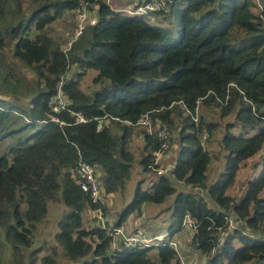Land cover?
<instances>
[{
    "label": "trees",
    "instance_id": "16d2710c",
    "mask_svg": "<svg viewBox=\"0 0 264 264\" xmlns=\"http://www.w3.org/2000/svg\"><path fill=\"white\" fill-rule=\"evenodd\" d=\"M151 1L130 0L127 9ZM80 2L96 23L64 50L50 25L76 15ZM127 9L111 0H0V264H57L56 246L32 248L56 201L65 211L53 238L76 264H180L171 241L186 216L196 225L188 246L205 264H264V0H163L143 14ZM90 71L95 87L87 93L80 82ZM61 80L67 105L54 114L47 101ZM227 89L222 105L217 97ZM198 100L195 123L187 110ZM218 107L221 118H234L221 132L223 170L208 184L212 155L204 141L220 124L206 113ZM146 112L154 130L159 123L177 140L170 176L155 175L146 187L139 180L111 224L87 228L86 211L106 214L107 205L92 202L72 178L79 159L97 166L107 196L124 194L135 162L154 174L158 140L135 124ZM74 113L89 120L76 123ZM100 119L106 123L96 131ZM144 204L167 205L160 213L169 212L171 223L160 244L112 248V232Z\"/></svg>",
    "mask_w": 264,
    "mask_h": 264
},
{
    "label": "rangeland",
    "instance_id": "374dc122",
    "mask_svg": "<svg viewBox=\"0 0 264 264\" xmlns=\"http://www.w3.org/2000/svg\"><path fill=\"white\" fill-rule=\"evenodd\" d=\"M111 4L114 7H122V8H128L132 5V2L130 0H111ZM93 15V13H91ZM75 13L72 12H66L61 18L55 20L51 23V34L56 38L58 41L62 42L63 44H67V42L71 39L74 30H75ZM5 56V64H9V68L11 70H14L15 66L11 60L7 59L8 53ZM19 65V64H17ZM17 69L19 66H16ZM19 69L22 71V73L26 77H30L31 72H28L27 69L24 67H19ZM95 76V73L88 72L82 81L80 82V87L83 91L90 93L92 89L95 87L92 78ZM49 100V99H48ZM48 105V101H47ZM205 106L201 107V110H204ZM218 109H207L206 116L210 119H214L215 121H218L220 124V128L217 130L215 136L212 138V140L204 141L206 147L209 149L212 159L208 166V172H207V183H211L213 179H216L219 174L222 172L224 167V155L225 151L222 148L220 138H221V132L224 131V126L227 122L233 120V114L225 116L224 118H221L219 110ZM200 110V111H201ZM51 111V110H50ZM51 116V115H50ZM56 117V116H53ZM25 131V130H24ZM232 131L235 134H239L241 132V128L239 126H235ZM27 132L24 133L26 135ZM135 142H141L140 138L134 139ZM171 145L169 147V153L167 157L165 158V162L167 165L172 166L175 162L177 150H178V144L177 140L174 137L171 140ZM166 172V171H165ZM170 171H167L166 174L170 176ZM132 176L131 178L126 182L125 185V191L124 194L116 195L115 197L107 196L106 194L102 197V203H105L107 205V213L101 215L98 214V211H92L87 210L84 216V226L89 228L91 225H100V224H111L113 222V217L118 213V211H121V209L127 204V202L131 199L133 196L134 189L136 187V184L139 180L143 179V187H146L149 185V183L152 181L153 178H155V175L152 173L144 172L142 167L135 162L132 167ZM174 182V181H173ZM175 183V182H174ZM176 184V183H175ZM177 185V184H176ZM200 193L204 194V190H199ZM167 205L161 204V205H147L144 204L140 212H135L134 214H131L128 218L132 222V230L127 233L122 232L121 235H118L116 237V241L119 242L121 239H124V237H127L133 230L140 229L144 234V237L146 239H149L146 244L149 246L146 247H152L154 245L160 244L159 242L165 237L167 234V228L171 223V219L168 217V213H160V211ZM65 206L61 201L56 202H49L48 204V212L46 217L44 218L43 222H41L37 230L35 232L34 238H33V246L32 248H41V247H50V246H56L57 251L56 254L53 255V259L56 261L57 264H76L75 262H70L66 260L62 255V250L59 247V245L56 244L54 241V234L57 232V223L62 217V213L65 211ZM116 212V213H115ZM115 213V214H114ZM160 213V214H159ZM101 217V218H100ZM127 218V220H128ZM115 219V217H114ZM126 220V221H127ZM126 222L123 223L125 225ZM126 226V225H125ZM189 224L187 223L186 226L183 225V227L180 229V231L175 235V237L172 239V244L176 245V250L178 252V256L180 260L183 262V264H205V257L199 254L196 250H193L188 246L189 241ZM157 238V239H156ZM174 248V246L172 245ZM47 251H45L43 248L40 251L39 255L43 256L46 255ZM10 252L5 251V258L6 260L9 259ZM179 260V263L182 264Z\"/></svg>",
    "mask_w": 264,
    "mask_h": 264
},
{
    "label": "built area",
    "instance_id": "2783aa9c",
    "mask_svg": "<svg viewBox=\"0 0 264 264\" xmlns=\"http://www.w3.org/2000/svg\"><path fill=\"white\" fill-rule=\"evenodd\" d=\"M105 1L108 2V0ZM162 5H163V0H158V1L154 0L146 3L145 5L138 7L135 11H129L128 9L125 11L131 13L143 14L146 13L148 10L160 9ZM75 22L76 24H75L74 33L71 39L67 42L64 50H67L71 47L72 43L76 41L79 36L82 35L83 31L86 29L87 26L94 25L96 23V17L94 14L91 15L89 9L87 8L86 3L80 2V7L76 11ZM62 85H63V81L61 80L58 82L55 94L52 97H50L48 100V106L51 112L54 114L60 112L61 110L66 109L67 98L63 91ZM230 86H235V85L234 83H230ZM229 96H230L229 89H227L224 99L217 97V101L222 103V105H225ZM199 102L200 100L196 102V106L193 111L187 110L191 116V119L195 123L198 121ZM74 114L76 117L75 118L76 123H85L89 120L84 118V116L81 113H74ZM53 116L55 115L50 116L51 121L59 122L60 124H65L64 121H60L57 117H53ZM262 119L264 124V117ZM105 123L106 120L100 119L96 125V131L101 130ZM135 124L144 125L147 128V132L149 134H154L158 140V144H159L158 149H156L153 152V156H152V164H151L152 172L157 175H161V174H166L167 171H171L173 165L169 166L165 162V158L169 153L171 132L166 127L161 126L159 123L157 124L156 129L154 130L148 112L143 113ZM204 137H206V134L204 135ZM71 176L76 182V184H78L80 189L83 192L89 194V197L91 198L92 202H98V201L101 202L103 200L102 197L104 195V190H103L102 180L100 178L101 174L96 165L90 164L80 158L77 167L73 171ZM98 214L101 215L100 211H98ZM228 222L229 225L233 224V221L231 219L228 220ZM187 223L189 224V232L193 233V231L196 229V225L190 218L186 216L184 217V220L182 222V227L183 225L186 226ZM100 225L104 227L105 224H100ZM143 234L144 233L140 229H135L127 237H124V239H121V241L117 242L116 237L118 235H121V237L123 236L121 229L118 227L112 232L113 235L112 248L118 249L120 244H122L125 247L149 246L148 244H146L149 239H146ZM171 245L176 247V245L172 243ZM180 262L183 264L181 260Z\"/></svg>",
    "mask_w": 264,
    "mask_h": 264
},
{
    "label": "crops",
    "instance_id": "0c3cea01",
    "mask_svg": "<svg viewBox=\"0 0 264 264\" xmlns=\"http://www.w3.org/2000/svg\"><path fill=\"white\" fill-rule=\"evenodd\" d=\"M109 196H111L113 198L116 195L115 194H109ZM129 218H128V220L125 223L126 226L125 225H122V226L119 227L123 231V233H127V232H130L132 230V226H131V223L132 222L129 220Z\"/></svg>",
    "mask_w": 264,
    "mask_h": 264
},
{
    "label": "water",
    "instance_id": "95a60500",
    "mask_svg": "<svg viewBox=\"0 0 264 264\" xmlns=\"http://www.w3.org/2000/svg\"><path fill=\"white\" fill-rule=\"evenodd\" d=\"M109 254H112V252H110Z\"/></svg>",
    "mask_w": 264,
    "mask_h": 264
}]
</instances>
